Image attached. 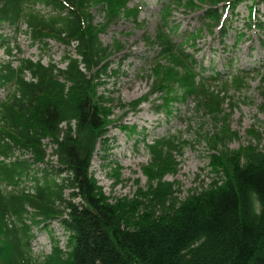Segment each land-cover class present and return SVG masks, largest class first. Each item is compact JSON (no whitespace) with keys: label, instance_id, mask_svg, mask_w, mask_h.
Here are the masks:
<instances>
[{"label":"trees","instance_id":"16d2710c","mask_svg":"<svg viewBox=\"0 0 264 264\" xmlns=\"http://www.w3.org/2000/svg\"><path fill=\"white\" fill-rule=\"evenodd\" d=\"M199 1L198 9L204 10L199 30L219 28L221 42H227L240 17L238 7L248 0ZM249 1V16L234 35L237 41L253 28L264 35V20L256 16L264 0ZM93 2L0 0V28L19 31L26 26L32 45L44 49L48 39L74 46L62 55L65 67L41 58H22L16 65L0 61V89L5 92L0 99V264H264V151L254 143L229 149L230 112L222 110L228 101L238 105L234 96L230 100L224 94L231 86L240 91L247 77L234 60L224 70L212 67L207 75L194 57L190 69L182 46H195L196 36H184L180 43L163 30L143 37L161 55L179 51L184 69L171 78L173 88L181 87L183 97H197L209 114L228 117L226 132L215 135L219 142L210 159V181L183 199L177 195V183L165 175L177 170V154L189 142L169 135L146 143L150 175L144 190L133 198H110L103 192L91 172L92 160L99 144L106 152L114 140L109 137L111 101L99 86L113 73L112 56L121 49L100 36L119 21L128 0L99 1L94 8L101 5L104 21L97 23ZM41 6L49 11L42 12ZM13 45L0 32V47L8 57L14 56ZM163 84L156 76L151 85L156 113L167 112L163 105L172 102L161 97L168 95ZM49 145L56 165L46 160ZM21 148L31 149L33 159H11ZM10 214L16 222L8 221ZM56 219L69 232V249L55 238L51 253L40 260L32 247L35 227H48Z\"/></svg>","mask_w":264,"mask_h":264},{"label":"rangeland","instance_id":"374dc122","mask_svg":"<svg viewBox=\"0 0 264 264\" xmlns=\"http://www.w3.org/2000/svg\"><path fill=\"white\" fill-rule=\"evenodd\" d=\"M99 1L101 0H94L91 9ZM199 4V0H128L126 8L121 9L119 21L100 36L102 41L113 49H121L112 56L113 73L103 77L99 86V92L111 101V115L108 117L111 122L109 137L114 141L106 152L101 144L98 145L91 165L93 176L110 198H133L139 189L144 190L150 175L145 167L150 162L146 143L169 135L189 142L182 153L177 154V170L165 175L167 180L177 183V195L185 198L191 189L200 188L210 181V159L219 142V135H215L219 131L227 130L228 117L209 114L197 97H183L181 87H172L171 78L174 73L184 69L179 51L161 55L158 52L160 49L146 43L144 34L155 35L163 30L177 43H180L184 36H196L198 40L195 46L193 43L185 44L182 49L189 53L186 60L190 69L193 68L190 60L195 57L204 64L207 75L211 73L212 67L224 70L234 60L235 68L242 69L247 78L240 91L231 86L229 93L224 94L230 96V100L234 96L238 101L235 107L231 106L230 101L222 106L223 111L230 112L229 124L233 131L227 147L236 150L248 143H254L264 151V42L259 43V39L264 38V35L253 28L246 30L240 41L234 37L249 16L250 1L238 7L240 17L236 18L233 29L227 36V42L223 43L219 28L214 31L207 27L199 30L204 11L198 9ZM99 7L92 9L96 23L104 21L103 12ZM132 7L139 10L138 16ZM189 7H194L195 10H186ZM40 9L45 13L49 11V8L44 6ZM256 16L264 20V3L258 5ZM0 32L7 38L10 37L14 43L12 57H8L0 47V61L13 60L15 65L20 59L28 57L33 60L41 58L44 63L54 60L61 67H65V63L61 62L62 55L66 50L74 49V46L66 47L56 39H48L49 45L45 49L32 45L26 26H22L18 31L9 25H3ZM156 76L162 77L164 84L160 87L168 92V95L164 93L161 97L172 101L168 106L163 105L167 112H155L157 96L150 93ZM215 84L220 86L221 81H216ZM170 88L173 91H169ZM4 94V90L0 89V99ZM145 96L144 102L137 105L135 100ZM175 100L178 102H174ZM208 109L211 111L210 107ZM47 141L48 139L45 140ZM27 150L31 151L29 148ZM52 150V146L47 147L46 159L52 160L54 164L56 157ZM28 184L31 186L30 182ZM69 193L70 190H67L66 195ZM8 221L16 222V216L10 214ZM35 234L32 246L34 256L40 260L51 253L55 236L60 240L63 249L69 248V233L58 220L49 227L36 226Z\"/></svg>","mask_w":264,"mask_h":264}]
</instances>
